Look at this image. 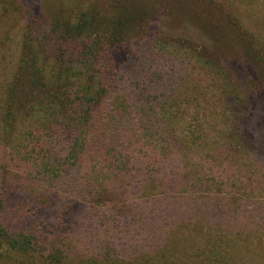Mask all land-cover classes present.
Listing matches in <instances>:
<instances>
[{"label":"rangeland","instance_id":"obj_1","mask_svg":"<svg viewBox=\"0 0 264 264\" xmlns=\"http://www.w3.org/2000/svg\"><path fill=\"white\" fill-rule=\"evenodd\" d=\"M123 14L128 28L119 31L113 23ZM84 19L91 21L88 27ZM124 42L132 50L127 92L137 95L130 104L146 106L147 111L157 108V122L163 119L176 131L182 129L181 135H171L172 143L194 142L198 136L210 141L207 152L218 163L208 182L214 179L217 187H195V191L216 193L215 197L209 193L207 201L221 212L211 208L207 218L224 215L220 219L233 235L217 248L214 239L209 243L191 230L170 237L168 253L161 254L160 261L147 253L131 259L130 253L119 263L106 255L99 264H264V207H255L264 204V0H0V118L6 109L2 95L16 77L27 44L34 49L46 45L53 56L72 65L60 76L66 81L81 75V63L92 62L94 52ZM46 73L59 75L55 70ZM171 112L172 120L166 118ZM155 117L146 118V124L153 126ZM45 121L56 123L51 117ZM4 123L0 120V187L5 180L31 194L38 191L36 187H53L55 183L35 168L31 174H21L20 160H28L29 167L36 153L24 151L20 157L13 153L20 151L23 136L35 124L30 122L22 136L17 121L16 134L6 139ZM127 125L134 139L151 141L139 123ZM226 131L238 137L224 141ZM221 176L224 180L239 176L241 182L218 187ZM63 182L70 187L67 179ZM76 187H84L83 182ZM201 192L193 206L202 202ZM103 247V252L109 250L106 243ZM20 262L24 260L0 258V264ZM32 264L44 263L37 258Z\"/></svg>","mask_w":264,"mask_h":264},{"label":"trees","instance_id":"obj_2","mask_svg":"<svg viewBox=\"0 0 264 264\" xmlns=\"http://www.w3.org/2000/svg\"><path fill=\"white\" fill-rule=\"evenodd\" d=\"M124 16L113 23L115 29L128 28ZM83 21L85 27L90 25L91 21ZM131 54L130 43L104 46L94 52L92 62L81 63V77L62 81V71L68 72L72 65L53 56L46 45L25 46L16 77L2 95L6 107L0 118L1 124L5 122L2 134L10 139L16 134L17 121L22 132L33 122L34 129L22 133L25 141L20 151L13 153L18 157L24 151L36 153L29 167L28 160H20L21 174H31L35 168L55 184L36 187L38 191L31 194L4 181L0 187V258H21L22 264H32L37 258L44 264H99L106 255L119 263L130 253L131 259L147 253L160 261L161 254L168 253V239L191 230L206 241L214 239L217 248L231 241L233 232L220 219L224 215L207 218L212 210L221 212L216 204L209 206V191H202V202L193 206L195 195L201 192L195 187H217L214 179L208 182L218 163L207 152L210 141L198 136L195 143L186 139L172 143L171 135H181L182 129L176 131L163 119L157 122V108L147 111L146 106L130 104L137 96L127 92ZM47 69L59 75H49ZM151 115L156 116L150 122L153 126L146 124ZM173 115L168 113L166 118L172 120ZM50 117L56 123L47 125ZM131 122L139 123L151 141L134 139L127 125ZM233 137L238 136L226 131L223 140ZM237 178L221 176L218 187L226 183L233 187L240 181ZM60 179H67L70 187H64ZM80 181L84 187H76ZM255 207L262 209L264 204ZM104 243L109 247L106 252Z\"/></svg>","mask_w":264,"mask_h":264}]
</instances>
